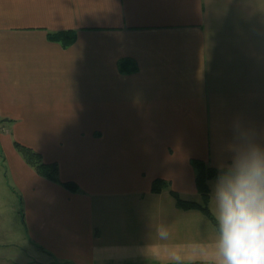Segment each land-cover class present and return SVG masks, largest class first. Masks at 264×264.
<instances>
[{"label":"crops","instance_id":"0c3cea01","mask_svg":"<svg viewBox=\"0 0 264 264\" xmlns=\"http://www.w3.org/2000/svg\"><path fill=\"white\" fill-rule=\"evenodd\" d=\"M1 143L16 264H218L215 225L170 190L200 201L194 158L264 150V0H0Z\"/></svg>","mask_w":264,"mask_h":264},{"label":"clouds","instance_id":"9594fccd","mask_svg":"<svg viewBox=\"0 0 264 264\" xmlns=\"http://www.w3.org/2000/svg\"><path fill=\"white\" fill-rule=\"evenodd\" d=\"M212 200L218 264H264V150L254 147L220 172Z\"/></svg>","mask_w":264,"mask_h":264},{"label":"trees","instance_id":"16d2710c","mask_svg":"<svg viewBox=\"0 0 264 264\" xmlns=\"http://www.w3.org/2000/svg\"><path fill=\"white\" fill-rule=\"evenodd\" d=\"M75 31L64 30L58 32H50L49 36L52 40L60 42L64 46L70 45L75 39ZM17 149L20 151L27 163L32 165L36 171L49 179L60 181V169L56 162H46L43 156L35 149L15 142ZM193 166L195 169V179L197 190L201 195V200H187L180 197L178 192L170 190L171 194L176 198L177 205L183 209H200L214 224L213 212L210 209L209 203L211 200L210 180L217 178L220 172H223L226 167L217 168L210 166L205 160L194 158ZM70 190H78V185L72 181H60ZM167 182L161 178L153 181L152 190L154 192H161L166 186ZM215 225V224H214ZM164 264H181L177 262H170ZM193 264H212L209 262H196Z\"/></svg>","mask_w":264,"mask_h":264},{"label":"rangeland","instance_id":"374dc122","mask_svg":"<svg viewBox=\"0 0 264 264\" xmlns=\"http://www.w3.org/2000/svg\"><path fill=\"white\" fill-rule=\"evenodd\" d=\"M0 153L4 155L3 144H0ZM1 161V160H0ZM6 169L9 173L8 162L6 163ZM4 168L0 162V229H4V235L9 239H15L20 237L21 231H25L22 224L21 214L19 213V206L17 205V210H13L12 205L16 204V196L8 187L7 180L5 178L9 177L8 173H4ZM8 175V176H6ZM27 247V246H26ZM30 248H26V251H21L16 243L9 241L5 244L0 245V264L1 262H10L6 264H16L15 262H20L18 259H26L27 253H30ZM186 252V251H183ZM26 262H35L33 259ZM210 263V262H209Z\"/></svg>","mask_w":264,"mask_h":264}]
</instances>
